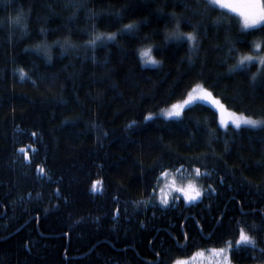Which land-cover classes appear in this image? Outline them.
Instances as JSON below:
<instances>
[{"label": "trees", "instance_id": "1", "mask_svg": "<svg viewBox=\"0 0 264 264\" xmlns=\"http://www.w3.org/2000/svg\"><path fill=\"white\" fill-rule=\"evenodd\" d=\"M64 3L0 0V20L19 12L28 25L0 28V264H173L224 247L238 238L240 227L248 231L261 225L264 123L223 126L218 112L202 102L176 118L156 114L202 83L228 108L264 119V77L259 75L264 25L244 28L230 11L203 9L211 21L208 35L221 28L220 43L226 26L233 34L251 35L238 39L223 66L216 61L223 53H212L202 68V51L198 57L183 40L164 45L162 33L140 40L119 39L118 33L119 44L98 42L95 53L87 46L85 55L88 33L70 34L63 25L84 27L87 13ZM107 3L116 9L128 5L123 23L147 16L142 37L157 27L172 30L154 11L165 0H106L104 5L89 0V7L100 11ZM167 3L165 12H185L183 0ZM73 11L78 16L69 19ZM120 26H109L101 16L96 32ZM40 28L48 30L49 43L68 37V50L51 44L48 60L30 47L45 38ZM155 44L163 46V53L152 52L160 63L145 64L139 50ZM242 55L257 59L229 73ZM189 56L197 62L190 65ZM150 113L152 119L145 120ZM167 172L197 180L201 197L186 201L175 195L161 203L160 188L170 178L162 173ZM249 250L238 246L233 264H261L254 257L264 253L248 255Z\"/></svg>", "mask_w": 264, "mask_h": 264}, {"label": "snow or ice", "instance_id": "2", "mask_svg": "<svg viewBox=\"0 0 264 264\" xmlns=\"http://www.w3.org/2000/svg\"><path fill=\"white\" fill-rule=\"evenodd\" d=\"M153 2L155 3V0H153ZM99 3L100 5H104L106 0H99ZM182 6L185 9L184 13H177L175 11L165 12L164 9L168 7L167 0H165L163 6L156 7L154 11L167 18L166 25L171 24L173 26L172 30L168 31L167 27L163 30L157 27L152 29L151 34H146L142 37V26L148 22L149 18L145 16L140 20H132L129 23H123L122 21L125 16V10L128 8L127 4L123 5L121 9H116L115 5L107 3L106 7H101L100 11H95L93 7H89V0H66V3L63 4V7L70 10L84 9L87 13L88 23H86L84 27L73 29L68 26L67 22H65L63 28L70 34H75L76 32L88 33L89 39L83 41V44L85 45V55H87V51L89 50L87 46H91V50L93 53H95L98 42L104 43L106 40H111L119 44V39H123L125 35H128L129 37H136L138 40H140L153 39L157 33H162L164 45H167L169 40H183L188 43L189 49H197L198 57L199 53L202 51L204 55L202 58H200V63L201 67L203 68L208 63V59L212 53H223L222 55L216 57V61L221 66H223V64L226 63L235 52L238 39L247 40L248 36L251 35V33L248 35H244L243 33L238 35L233 34L231 27L226 26L224 27L222 33L223 43H220L221 28L216 26L213 34L211 36L208 35L207 25L211 23V21L206 19L203 9H208L213 6H220L236 12L241 17V23L244 28H255L258 25H264V0H239V2H231V0H203V3H201V0H183ZM53 14L59 13L54 12ZM77 16L78 11H73L69 19L75 18ZM101 16L106 18L109 26H114L115 24H120L121 26L118 27L115 32H101L97 34L96 29L99 27V17ZM46 21L47 17H44V22L46 23ZM11 24L21 25L22 28H27L28 26L26 23H24V18L19 12L15 18L8 15L5 17V19L0 20V28L10 26ZM184 28H190L191 30L182 31ZM58 30H60V26H58L56 29H52L53 32ZM118 33L120 34L119 39L117 36ZM39 34L43 35L45 38L40 40V42L31 45L30 47L35 48L37 52L43 54L48 60H51V44H59L62 50L67 51V45L71 43V40L68 37H64L63 40H53L51 43H49L47 39L48 30L45 28H40ZM205 40L209 41L208 47H205L204 45ZM242 46L247 47L248 45L245 44ZM73 47H78V45H73ZM121 47L123 48V45H121ZM225 48L227 49L226 52L224 51ZM157 49L163 53V46L160 44H155L140 49L139 55L145 59V62L158 64L160 61L156 60L152 55V52ZM187 59L190 65H193L197 62L193 60L192 56L187 57ZM253 59H257V57H253L252 55L239 56L236 59V63L229 67L228 72L235 73V71L240 68L241 65H244L246 62ZM13 62H15L14 58ZM259 62L261 64L259 75L264 77V58L259 59ZM222 75L223 74L221 73H217L218 78ZM257 75L258 74L255 73L252 74L250 83L253 86L257 79ZM33 83H35V81H33ZM194 92L195 94L190 92L188 94V98L182 103L173 104L172 110L168 111L167 115L180 116L185 105L192 104L194 101H205L210 102L220 110V123L224 126H227L229 120H231V122L235 124L237 128H239L241 124H251L255 126L260 123V121H257L250 116L237 114L235 112H229L227 118H225L224 104L220 99L216 98L211 91H209L207 88L198 86ZM143 95H145V93L142 92L141 96ZM153 115L154 113H150L143 118L145 120H151ZM40 171L43 172L44 170L40 169ZM196 171L199 172V169ZM162 175H166V173H162ZM96 183L98 182L93 183V189H95ZM179 191L183 192L184 199L188 201H194L201 197V192L191 184H189L187 189L181 188ZM161 203L168 204V200L162 199ZM96 219L99 220V218ZM262 230H264V221H262L261 225L259 226L253 224L251 229L248 231H246L244 227H240L238 229V238L233 241H228L224 247L215 250L218 251L222 257L221 264H233L232 257L239 256L238 246L240 245L250 246L248 255L254 254L257 250H259L261 253H264V248H259L260 244H264V235H260ZM253 231H255L256 234H253ZM185 239H189L187 234H185ZM156 255L159 257L160 254L156 253ZM254 258L260 260L261 264H264V256ZM150 264H156V262L152 261ZM161 264H163V261H161ZM173 264H184V261L177 259L173 262Z\"/></svg>", "mask_w": 264, "mask_h": 264}, {"label": "rangeland", "instance_id": "3", "mask_svg": "<svg viewBox=\"0 0 264 264\" xmlns=\"http://www.w3.org/2000/svg\"><path fill=\"white\" fill-rule=\"evenodd\" d=\"M231 2H239V0H231ZM218 7H220V6H218ZM221 8H223V7H221ZM223 9H225V10H227V11H230V12H232L233 14H235V15L239 18V20H240V22H241V17L239 16L238 13L233 12V11H231V10H229V9H226V8H223ZM258 26H259V25H258ZM261 56L264 57V53H263V55H261ZM253 57H254V56H253ZM154 58H155V57H154ZM155 59H156V58H155ZM142 60H144L143 62H144L145 64L154 65L153 63L145 62V59H144V58H142ZM156 60H157V59H156ZM198 86H199V87H202V88H207L204 84H202V83H197V84H195V85L193 86V88L188 92V94H189L190 92H192L193 94H195L194 90H196ZM207 89H208V88H207ZM208 90H209V89H208ZM209 91H211V90H209ZM211 92H212V91H211ZM212 93H213V92H212ZM188 94H187L184 98L180 99L179 101H177V102L174 103V104L182 103L185 99L188 98ZM213 95H214L216 98L220 99V98H219L218 96H216L214 93H213ZM220 100H221V99H220ZM196 102H202V103L208 104V105H210L211 107H213V108L218 112L219 120L221 119L220 110L217 109V108H216L214 105H212L210 102H205V101H194L192 104H194V103H196ZM221 102H222V103L224 104V106H225V112H224L225 118H227L229 112H235V113H237V114H243V113H240V112H237V111H235V110H233V109L228 108V107L226 106V104H225L222 100H221ZM172 105H173V104H172ZM172 105L169 106V107H167V108H165L164 110L158 112L156 115H160V116H163V117H165V118H176V117H179V116H168V115H167V112L170 111V110H172ZM189 105H191V104L185 105L184 108L188 107ZM182 111H183V110H182ZM182 111H181V114H182ZM181 114H180V115H181ZM243 115H245V114H243ZM251 118H253V117H251ZM253 119H255V120H257V121H260V123H258V124L255 125V126H258V125H261V124L264 123V119H263V118H253ZM229 124H232V125L235 126V124H233V123L231 122V120L228 121V124H227V125H229ZM221 125H222V124H221ZM241 125L254 126V125H251V124H241ZM223 126H224V125H223ZM167 176H170V178H169L168 180H165V183H163L162 187L160 188V195H161V198H162V199H167V200H169L170 198H172V197L175 196V195H181L182 197H184L183 192H181V191H179V190H180L181 188L187 189L188 186H189V184L193 185L196 189H198V190L201 192V194H202V192H203V187H202V185H199L198 181L195 180V179H190V180H180V179L176 176V174H174L173 172H167L166 175H165V177H167ZM197 199H199V198H197ZM197 199H196V200H197ZM186 201H188V200H186ZM194 201H195V200H194ZM215 250H216V249H211L209 252H198V253H196L192 258H190L189 260H188V259H187V260H184V264H196V263L200 262V261L203 260V259H204V260L206 259V261H207L208 263H210V264H221L222 257H221V255H220V253H219L218 251H215Z\"/></svg>", "mask_w": 264, "mask_h": 264}]
</instances>
